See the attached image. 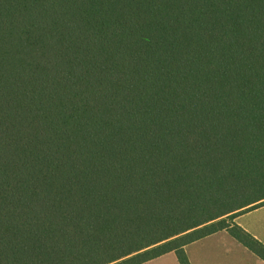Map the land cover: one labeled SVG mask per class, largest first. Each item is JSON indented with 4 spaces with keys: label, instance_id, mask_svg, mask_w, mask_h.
<instances>
[{
    "label": "trees",
    "instance_id": "obj_1",
    "mask_svg": "<svg viewBox=\"0 0 264 264\" xmlns=\"http://www.w3.org/2000/svg\"><path fill=\"white\" fill-rule=\"evenodd\" d=\"M261 205L264 0H0V264L264 260Z\"/></svg>",
    "mask_w": 264,
    "mask_h": 264
},
{
    "label": "crops",
    "instance_id": "obj_2",
    "mask_svg": "<svg viewBox=\"0 0 264 264\" xmlns=\"http://www.w3.org/2000/svg\"><path fill=\"white\" fill-rule=\"evenodd\" d=\"M235 222L264 244V205L244 211ZM191 264H264L251 249L222 230L185 247ZM143 264H180L175 252L166 253Z\"/></svg>",
    "mask_w": 264,
    "mask_h": 264
},
{
    "label": "rangeland",
    "instance_id": "obj_3",
    "mask_svg": "<svg viewBox=\"0 0 264 264\" xmlns=\"http://www.w3.org/2000/svg\"><path fill=\"white\" fill-rule=\"evenodd\" d=\"M244 210V209H243ZM231 222V221H230Z\"/></svg>",
    "mask_w": 264,
    "mask_h": 264
}]
</instances>
